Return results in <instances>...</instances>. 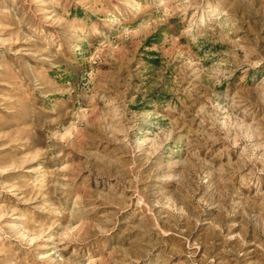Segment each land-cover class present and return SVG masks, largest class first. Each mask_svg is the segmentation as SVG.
<instances>
[{
  "label": "rangeland",
  "instance_id": "rangeland-1",
  "mask_svg": "<svg viewBox=\"0 0 264 264\" xmlns=\"http://www.w3.org/2000/svg\"><path fill=\"white\" fill-rule=\"evenodd\" d=\"M0 264H264V0H0Z\"/></svg>",
  "mask_w": 264,
  "mask_h": 264
}]
</instances>
